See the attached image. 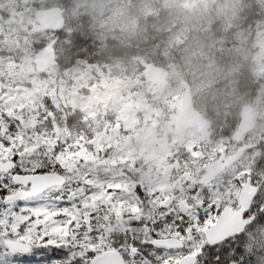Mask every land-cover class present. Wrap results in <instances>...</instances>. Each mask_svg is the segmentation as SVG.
<instances>
[{
    "label": "snow or ice",
    "instance_id": "obj_1",
    "mask_svg": "<svg viewBox=\"0 0 264 264\" xmlns=\"http://www.w3.org/2000/svg\"><path fill=\"white\" fill-rule=\"evenodd\" d=\"M44 106L35 121L0 106V264H255L264 187L241 209L129 188L89 144L51 131Z\"/></svg>",
    "mask_w": 264,
    "mask_h": 264
},
{
    "label": "trees",
    "instance_id": "obj_2",
    "mask_svg": "<svg viewBox=\"0 0 264 264\" xmlns=\"http://www.w3.org/2000/svg\"><path fill=\"white\" fill-rule=\"evenodd\" d=\"M7 1L0 0V7ZM22 6L18 0L15 5L0 11V37L1 30H6L8 40L29 44L30 58L46 41L58 37V63L63 64L66 72H72L78 64H85L91 68L92 77H96L91 66L104 65V72L112 73L109 85H121L127 79L144 83L143 68L138 62L134 63L133 58L141 57L152 62L170 73V85L174 79H180L191 87L195 108H203L204 117L214 122V142L220 138L216 133L217 127L221 129V137L230 140L239 122V108L253 104L258 93L252 72L258 75L259 68L253 53L262 49L264 41L259 31L264 24V0H204L200 9L186 19L183 18L180 0H32L29 6L33 9L42 6L64 8L66 26L59 34L36 31L34 35L24 37L14 35L6 28L13 21L9 11L16 9L20 12ZM14 55L13 51L3 53L9 59ZM3 79L7 80L1 77L0 82ZM21 88L18 92L25 97L27 88L23 91ZM139 89L141 87L137 86L136 90ZM179 96L180 93L177 98ZM20 105L16 93L0 92V106L6 111H17L16 107ZM161 105L155 103L154 107ZM261 110L264 119V105H261ZM45 112V106L36 107L28 118L35 121ZM47 115L51 117L52 113ZM76 119L70 129L65 121L59 120L61 138L71 134L89 144L100 158L111 156L113 147L106 148L107 143H102V139L115 144L114 139L122 140L123 136H114L105 126L102 137L99 134L102 122L98 121V116L94 120L88 117L87 121ZM39 123L43 124V118ZM134 136L136 138L137 133ZM101 149L105 150L103 156ZM256 149L257 156L250 164V172L259 175V179L255 176L252 179L261 189L264 187V131ZM123 157L129 159V151H125ZM141 160L138 158L125 163L132 164L128 168L138 172ZM116 163L110 165L116 167ZM233 204L230 203L231 206ZM254 236L252 247L258 253H254L255 264H264V229H256Z\"/></svg>",
    "mask_w": 264,
    "mask_h": 264
},
{
    "label": "rangeland",
    "instance_id": "obj_3",
    "mask_svg": "<svg viewBox=\"0 0 264 264\" xmlns=\"http://www.w3.org/2000/svg\"><path fill=\"white\" fill-rule=\"evenodd\" d=\"M203 1L180 0L183 18L186 19L193 13H196ZM31 2L32 0H28V2L27 0H21V4L23 5L22 10L16 15H10L13 17V21L10 26L6 27L10 30V33L23 37L36 33L38 26H35L31 18L33 13V10L29 6ZM259 31L264 37V24L259 27ZM13 42L8 40L6 30H1L0 78H7V80L3 79L0 82V92L14 94L21 87L31 88V95H28L22 102H19L21 104L20 107H22L21 113L25 117L29 116L36 107L44 106V99H47L57 111H61L68 106L74 107L78 102L77 91L80 86L84 85L89 90L90 95L87 97L90 106L85 107L89 114H92L96 110L100 113H105L102 123H105V126L113 133L120 126L116 125L113 127V123L108 121L110 115L113 116L112 121H122L120 124L126 125V127L119 129V134L125 128L138 130L135 141L119 140L117 144L109 146L113 147V154L109 157L101 158L102 161H106L100 168L103 174L118 178L122 177V182L127 187L134 188L140 186L148 193H159L161 196H164L165 200L172 197L185 199L188 197L190 191L195 189L198 195H201L202 198L210 199L213 203H219L220 200L224 199V192L229 201H237V196L235 199L234 197L242 181L240 174H245L246 164L249 158L257 156V149H252L249 154L247 152L238 162V167L228 172L223 178H219L214 183L204 186L201 183V178L206 162L221 152L231 154L234 147L225 139L209 142V140L202 138L196 130L193 131L194 133H187V146H185L186 144L184 146H179L178 143L174 144L172 138H175V126L172 127V124L175 125L176 118L178 117L177 106L181 100V96L179 101L177 100V94L181 93L185 87V84L180 79H174L173 85H168L165 89H154L145 83L147 85L146 90L149 93L148 97L151 100L150 106L157 97L165 99V110L160 113L162 108L160 110H152L147 105V95L143 97L135 96L128 103L122 96L120 89L114 94V97L118 101L112 96L110 88L112 85H106L103 89L105 92H102L101 89L96 92L95 86L88 85L92 79L88 67H77L74 72H66L63 64L58 63L54 69L49 71L45 78H41L34 70L30 58L29 44ZM261 48V50H257V53H253V59H255L259 68V76L256 74L253 76L257 87L264 89V41L261 44ZM11 51L15 52V55L11 59L3 56L4 52L9 53ZM58 61H60L59 55ZM104 76H100L96 85H103L104 79L102 78ZM81 77L84 78L82 81L76 80ZM131 82H133L132 79H127L123 84H118V86L128 89V84ZM99 92H102L100 96L97 95ZM74 97H76L77 101H72ZM128 97L130 98V94ZM254 99L253 104L251 103L250 105L253 107L254 118H259L261 124L257 123L256 129L245 138L244 143L256 146L261 133L264 131V128H262L264 119L262 113H260L262 111L260 105L264 102V95L259 93ZM134 102L136 105L132 107L131 105L134 106ZM176 111L177 114L175 115ZM139 112L142 113L141 120H139L138 115L134 114ZM115 123L117 124V122ZM129 125L134 126V128H131ZM128 133L129 135L131 134L129 131ZM120 135L127 138L125 135ZM101 142L108 144L107 139ZM126 148L130 149L132 154L135 153V148L137 153L134 156L139 153V157L142 160H146V166H150L151 171L145 169L147 172L144 171L145 173H143L129 169L128 167L132 164L125 163L128 159L123 157V153L121 152V150H125ZM101 150L103 151L104 149ZM114 162H117L116 167L110 165V163ZM128 171H130V175H127ZM252 175L259 179L258 174L252 173ZM232 184H234L233 187ZM226 189L229 190L226 191ZM197 202L199 203V201Z\"/></svg>",
    "mask_w": 264,
    "mask_h": 264
},
{
    "label": "water",
    "instance_id": "obj_4",
    "mask_svg": "<svg viewBox=\"0 0 264 264\" xmlns=\"http://www.w3.org/2000/svg\"><path fill=\"white\" fill-rule=\"evenodd\" d=\"M62 10L59 8H52L49 10H41L35 14L37 22L42 26L43 30L60 32L64 26L62 18ZM56 40L49 43L42 50L34 56V66L37 72L43 73L49 67L56 65L54 44ZM143 63V61L141 60ZM145 79L147 82L156 86H165L168 73L163 69L155 67L153 64H145ZM210 124L206 123L202 117L194 110L192 103V96L190 88L187 87L182 95L179 106V116L175 124V135L179 143L182 145L185 142L186 131L188 129H198L199 133L205 138L209 139L211 133L207 132ZM255 129V124L252 119V109L250 107H243L240 111V122L235 133L232 136L234 143H239L242 138ZM250 148L240 149L236 154L226 157L221 154L215 161L205 167V174L201 178L204 185L210 184L218 175H220L225 168H228L235 161L241 158L243 153ZM258 189L250 185V179L239 194L238 204L239 209L246 208L251 201L252 196Z\"/></svg>",
    "mask_w": 264,
    "mask_h": 264
}]
</instances>
